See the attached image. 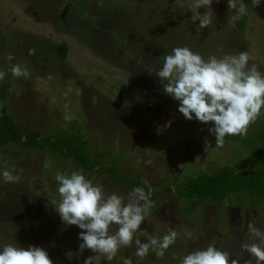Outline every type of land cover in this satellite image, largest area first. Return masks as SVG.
Instances as JSON below:
<instances>
[{
	"label": "rangeland",
	"instance_id": "1",
	"mask_svg": "<svg viewBox=\"0 0 264 264\" xmlns=\"http://www.w3.org/2000/svg\"><path fill=\"white\" fill-rule=\"evenodd\" d=\"M191 2L0 0V71L7 72L0 89L8 115L25 134L80 145L89 162L83 167L50 146H0V249L40 246L53 264H83L93 255L85 250L79 259L66 258L67 251L78 250L81 229L62 223L51 204L60 201L56 174L79 171L125 201L135 187L151 194L152 206L135 238L162 239L169 229L180 234L162 258L150 248L141 259L133 245L122 247L112 261L100 256L94 264H124L126 258L132 264H181L189 252L210 244L239 264H257L242 245L260 243L248 226L264 233L263 200L235 193L218 205L189 199L178 188L225 166L254 168L255 151L226 138L216 147L213 125L186 120L153 70L173 48L188 47L205 59L247 51L254 57L249 66L255 63L264 73V0L259 6L244 0L247 11L238 19L228 0H213L212 23L204 29L191 20ZM63 43L67 53L60 58ZM13 65L29 76H13ZM240 136L264 148V116ZM4 170L20 180L5 182ZM113 170L133 182H119Z\"/></svg>",
	"mask_w": 264,
	"mask_h": 264
},
{
	"label": "clouds",
	"instance_id": "2",
	"mask_svg": "<svg viewBox=\"0 0 264 264\" xmlns=\"http://www.w3.org/2000/svg\"><path fill=\"white\" fill-rule=\"evenodd\" d=\"M254 2L259 6L260 0ZM212 4L213 0H192L189 4L191 20L199 21V29L212 23L208 11ZM201 7L207 9L203 14L199 11ZM228 7L230 11L235 10L237 19L247 11L244 0H228ZM249 61H254V57L247 51L221 57L210 55L205 59L188 47H175L164 57L162 67L153 73L163 86L164 94L179 102V113L186 120L195 118L200 123L212 124L209 132L215 136V145L223 147L226 136L246 135L249 127L264 116V73L255 63L249 66ZM11 74L17 78L29 76L19 65L11 67ZM6 76L7 72L0 71V80ZM2 175L5 182L20 180L19 175L8 170ZM56 180L60 201L51 204L62 223L81 229L78 239L82 242L76 252L65 253L67 259H79L89 250L93 255L85 257L83 264H94L100 256L112 261L122 247L133 245L136 256L141 259L148 255L150 248L162 258L180 235L169 229L162 239L149 236L147 242H142L134 237L152 206L151 194L141 187L133 188L125 201L115 192L107 194L101 184H94L79 171L70 175L58 172ZM248 230L260 243H244L242 249L254 256L257 264H262L264 233L251 224ZM0 264H53V260L43 247L7 244L0 249ZM124 264H132L131 258H126ZM181 264H239V261L210 244L205 249L189 252Z\"/></svg>",
	"mask_w": 264,
	"mask_h": 264
},
{
	"label": "trees",
	"instance_id": "3",
	"mask_svg": "<svg viewBox=\"0 0 264 264\" xmlns=\"http://www.w3.org/2000/svg\"><path fill=\"white\" fill-rule=\"evenodd\" d=\"M66 44L57 48L60 58H65ZM229 141H243L255 151L258 165L254 168L237 170L225 166L214 174H199L189 178L179 188V193L189 199H199L204 202L210 200L218 205L222 204L228 196L235 193L256 197L264 201V148L256 139H244L242 136H226ZM21 142L27 147L43 148L52 147L62 151L65 157L73 158L83 167H88L89 162L80 145L74 146L73 142L66 138H45L40 133H27L18 129L12 118L8 115L5 103V92L0 89V146ZM121 183H132V180L124 178L121 174L112 171ZM138 184V183H137Z\"/></svg>",
	"mask_w": 264,
	"mask_h": 264
}]
</instances>
